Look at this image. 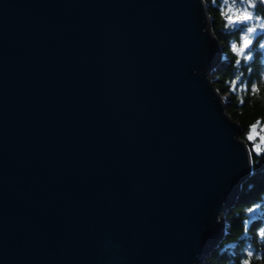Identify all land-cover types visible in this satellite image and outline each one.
I'll list each match as a JSON object with an SVG mask.
<instances>
[{
	"label": "water",
	"instance_id": "water-1",
	"mask_svg": "<svg viewBox=\"0 0 264 264\" xmlns=\"http://www.w3.org/2000/svg\"><path fill=\"white\" fill-rule=\"evenodd\" d=\"M204 0H0V264H200L252 174Z\"/></svg>",
	"mask_w": 264,
	"mask_h": 264
},
{
	"label": "trees",
	"instance_id": "trees-1",
	"mask_svg": "<svg viewBox=\"0 0 264 264\" xmlns=\"http://www.w3.org/2000/svg\"><path fill=\"white\" fill-rule=\"evenodd\" d=\"M204 2L211 23L210 29L224 54V58L212 69L210 78L224 98L226 112L242 129L240 138L248 145L252 174L241 185L234 203L223 213L225 231L221 242L200 264H240L241 258H246L243 249L249 246L254 252L251 264H264V260L255 259V253L264 254V240L257 235V230L264 227V146L256 151L248 139L250 126L257 119L260 120L259 125H264V29L257 28L251 34L252 43L245 51V54L251 53V56L245 60L243 55L231 50V44L235 42L239 47L246 24L229 23L225 19L227 14L222 12V8L226 7L223 0ZM236 2L240 3V0ZM251 11L254 16L264 18V3L256 0ZM253 84L256 85L255 92ZM249 207L258 210L249 213L246 211ZM249 216L254 218L248 220Z\"/></svg>",
	"mask_w": 264,
	"mask_h": 264
},
{
	"label": "clouds",
	"instance_id": "clouds-1",
	"mask_svg": "<svg viewBox=\"0 0 264 264\" xmlns=\"http://www.w3.org/2000/svg\"><path fill=\"white\" fill-rule=\"evenodd\" d=\"M260 2L264 3V0H260ZM223 3L227 5V7L222 8V12L228 13L225 19L229 23L250 22L249 26L246 27L245 32L241 33V43L239 44V47L237 46L235 42L231 44V50L234 53H237L239 55L247 44L252 43V40L250 38L251 34H253L257 28L264 29V18H262L259 15H256L254 17L253 12L250 11L251 8H254L256 0H240V3H237L236 0H223ZM253 19H255L257 23L252 24L251 21H253ZM225 26L227 27V25ZM250 56H251V53H248V55L244 57V59L248 60ZM238 62L239 61L237 60V63ZM253 91L254 92L257 91L255 84H253ZM241 103H242V100H241ZM259 124H260V120L257 119L256 123L250 126L252 129V134L254 136L257 135L255 130H256L257 125ZM261 133H264V125H261ZM260 143H264V134L260 135ZM249 209L250 207L247 208L246 211L248 212ZM245 231H247V224H245ZM257 235L261 240H264V227L257 230ZM243 252L246 258H241L240 264H251V261L254 257L253 250H251V247L249 246V247L244 248ZM255 259L258 261L264 260V254L260 252L255 253Z\"/></svg>",
	"mask_w": 264,
	"mask_h": 264
},
{
	"label": "rangeland",
	"instance_id": "rangeland-1",
	"mask_svg": "<svg viewBox=\"0 0 264 264\" xmlns=\"http://www.w3.org/2000/svg\"><path fill=\"white\" fill-rule=\"evenodd\" d=\"M246 6V5H245ZM226 7H227V5H226ZM226 7H224V8H226ZM250 11H251V9H250ZM227 15H228V13L227 12H225ZM255 17V16H254ZM255 19H253V21H251V23L252 24H255V23H257L256 21H254ZM232 23H234V24H238V23H240V22H232ZM245 24H246V26H249V23L250 22H244ZM240 55V54H239ZM224 99V98H223ZM256 133H257V135H255V137H254V139L253 140H250L251 142H252V145H253V147L256 149V147H263L264 146V143H260V135L261 134H264V133H261V125H257V127H256ZM252 132V129L250 130V132H249V134ZM248 134V135H249ZM256 210H258L257 208H256ZM211 251H213V250H211ZM211 253V252H210ZM209 253V254H210Z\"/></svg>",
	"mask_w": 264,
	"mask_h": 264
},
{
	"label": "snow or ice",
	"instance_id": "snow-or-ice-1",
	"mask_svg": "<svg viewBox=\"0 0 264 264\" xmlns=\"http://www.w3.org/2000/svg\"><path fill=\"white\" fill-rule=\"evenodd\" d=\"M251 45V43H249V44H247L245 47H244V49H243V51L240 53L241 55H243V57H246L248 54H245V51H246V49H249V46ZM233 84H235V82H233ZM243 102V101H242ZM254 135L252 134V132L248 135V139L249 140H253L254 139ZM256 151H259V148L258 147H256V149H255ZM249 213H255L256 212V209L255 208H250L249 209V211H248ZM254 217L253 216H249L248 217V220H251V219H253Z\"/></svg>",
	"mask_w": 264,
	"mask_h": 264
}]
</instances>
